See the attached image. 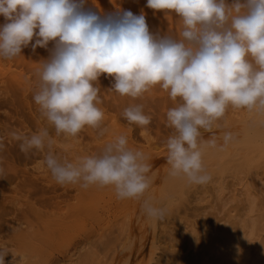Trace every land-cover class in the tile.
I'll return each mask as SVG.
<instances>
[{"label": "clouds", "instance_id": "clouds-1", "mask_svg": "<svg viewBox=\"0 0 264 264\" xmlns=\"http://www.w3.org/2000/svg\"><path fill=\"white\" fill-rule=\"evenodd\" d=\"M86 4L0 0L5 20L0 24V58L19 56L34 39L33 51L54 44L37 70L33 100L55 135L66 138H77L86 127L98 129L99 136L107 132L99 107L102 74L114 79L111 89L121 96L140 98L157 87L166 91L175 104L166 112L172 129L166 140L168 175L208 184L212 177L205 168V151H224L236 140L232 132H224L218 143L214 132L224 126L228 109L264 117V0H147L148 8L179 20L178 35L151 32L143 12L100 15ZM122 115L137 126L151 121L143 104L126 107ZM204 132L211 136L205 139ZM10 135L25 154L44 153V167L61 186L111 187L118 199L126 200L145 197L153 184L148 156L129 147L124 135L98 154L73 160L55 152L49 127ZM4 174L0 167V177ZM141 208L151 219L167 214L150 196ZM7 253L0 248V264Z\"/></svg>", "mask_w": 264, "mask_h": 264}, {"label": "rangeland", "instance_id": "rangeland-1", "mask_svg": "<svg viewBox=\"0 0 264 264\" xmlns=\"http://www.w3.org/2000/svg\"><path fill=\"white\" fill-rule=\"evenodd\" d=\"M227 2L231 4L232 0H227ZM146 5L147 0H87L86 7L100 15L112 14L117 10L131 11L135 15L143 12L151 32L161 35L167 33L178 35L180 22L174 15L166 16L164 11L153 10ZM4 22V17L0 16V24ZM34 43L35 39L28 47L23 48L22 54L11 60L0 58L2 61L0 63L2 67L0 69V74L2 73V76L0 75V143L4 145L0 149V167L5 169V174L0 177V248L8 251L4 257L5 264H229L230 250L235 245L238 246L237 240L244 244L243 249L246 252L252 246L250 242L253 243V240L258 237L253 244H258L260 256H255V252H253L255 258L249 264H264V163H262L264 160L260 159L264 155L262 153L264 152V142H262L264 125H261L264 122H260L262 116H259L261 118L258 119V116L253 117L258 114L229 108L221 122L224 126L214 129V132L218 137V143H222L224 132H232L236 136V140L225 150L231 148L232 152L237 149L235 152H240V157H237L239 154H236L233 160L237 159L238 161L227 162L228 166L221 160L222 163L220 161H218L219 164L215 163L218 172L219 169L223 172L218 175L215 166L210 168L213 164L209 163L208 166L205 163L206 171L209 170L208 174L212 175L211 181L205 185L193 186L192 184L193 187L188 184V188L186 187L182 195L177 193L172 196L176 200L170 198L169 201L163 197L166 194L162 193L167 192L168 188L165 186H169L167 180H170L166 140L172 134V129L166 123V112L175 106L168 93L157 87L140 98L121 96L111 89L114 79L108 77L107 74H102L98 85L101 100L99 107L105 113L102 124V127L107 128L105 135L99 136L98 129L86 127L78 134L77 138L56 136L54 129L47 124L38 105L33 100L34 92L38 86L37 70L41 61L50 56L54 44L49 42L47 48L38 46L33 51L31 44ZM23 77L27 80L26 83ZM132 104L144 105V111L151 116L148 125L137 126L126 121L122 113L126 107ZM240 111L244 113L243 116L242 113L239 114ZM241 116L243 118L239 119ZM248 117L250 118L248 119ZM235 118L237 119L235 120ZM258 122L260 124H256ZM253 126L262 133H256ZM43 127H49V131L56 141L55 152L61 158H72L71 160L78 156L98 154L106 143L115 137L126 136L129 147L143 151L149 158L153 176L151 188L145 197L121 200L117 198L111 187L91 186L84 189L80 186L77 188L78 185L61 186L57 184L42 163L44 153L33 150L25 154L20 150L21 142L13 139L10 135L12 131L31 135ZM203 135L205 139H208L211 133L204 132ZM242 146H245L246 149L252 148L253 153L250 152L251 150H248L249 153L247 150L245 152ZM239 147L242 151H238ZM257 147L262 148V151ZM73 149L74 151H72ZM87 149H90L89 154ZM258 149L262 155H256L260 153L257 151ZM208 151L222 152L213 149H208ZM252 154L256 159H251ZM239 158L244 163L239 162ZM247 165L253 166L249 168ZM226 167L228 169L225 170ZM212 169H215L216 172ZM37 172L38 175L39 173L40 175L45 174L47 181L45 182L46 179L42 175V177L35 175ZM214 172L216 176H213ZM162 188L164 189L162 190ZM148 196L153 199L155 204L160 197H163L161 199L163 203L160 200V203L158 202L160 206L161 203L164 206L168 201L171 204V200L172 204L179 205L177 207L166 206L167 214L164 219H151L145 215L141 208L143 199ZM85 197L89 199L88 202ZM235 215L237 218L234 219ZM70 216L73 217H71L73 220L71 222L69 221ZM223 218L225 219L223 220ZM229 218L230 220H228ZM48 219L49 221H46ZM64 221L68 223L66 224ZM253 221L257 226L259 225L255 232H251V225H249ZM45 222H50V225ZM55 222L58 223L53 224ZM64 223L66 225L70 223V227L67 226L64 229ZM27 224L32 226L27 228ZM56 228L58 229L56 230ZM44 231L49 235H45ZM126 231L129 232V235ZM225 232H228V235L232 233L231 241L228 243L221 239L222 233L225 234ZM39 233L44 236L40 235V238H37L36 235ZM32 236L34 240H31ZM19 238L23 240L28 238L31 245L28 241L26 243L30 246L25 245V240L23 242L25 246L20 245L19 243H22L23 240H19ZM165 240L166 242H164ZM220 248L224 250H220ZM168 249L175 250L173 253L176 255L175 258L178 256L177 259L170 258L172 254ZM207 249L209 250L207 251ZM166 251L170 252V255ZM224 251L229 255L225 256ZM20 256L25 259L19 260V258L22 259Z\"/></svg>", "mask_w": 264, "mask_h": 264}, {"label": "bare ground", "instance_id": "bare-ground-1", "mask_svg": "<svg viewBox=\"0 0 264 264\" xmlns=\"http://www.w3.org/2000/svg\"><path fill=\"white\" fill-rule=\"evenodd\" d=\"M113 2H114V1H113ZM1 62H2V61H1V59H0V63H1ZM3 64H4V63H3ZM3 67H5V66L3 65ZM0 69H2L1 64H0ZM6 69H7V68H6ZM8 70H10V69H8ZM3 72H5V71H3ZM8 72H9V71H8ZM10 73H11V72H10ZM1 74H2V73H1ZM1 74H0V75H1ZM3 74H4V73H3ZM13 74H14V72H13ZM13 74H12V75H13ZM1 76H2V75H1ZM4 76H5V75H4ZM4 76H3V77H4ZM18 76H21V75H18ZM23 78H24V77H23ZM24 80H25V78H24ZM26 81H27V80H25V83H26ZM3 82H4V81H3ZM0 83H1V82H0ZM15 83H16V82H15ZM3 84H4V83H3ZM27 88H28V87H27ZM1 89H2V88H1ZM3 89H4V88H3ZM28 89H29V88H28ZM16 97H17V96H16ZM16 100H17V99H16ZM241 113H242V112L240 111L239 114H241ZM237 114H238V113H237ZM239 114H238V115H239ZM243 114H244V113H242V116H243ZM254 115H255V114H254ZM239 116H240V115H239ZM242 116H241L240 118H239V117H238V118L241 119V118H243ZM256 116H258V119L261 118V117L259 118L260 115H255V116H253V117H256ZM249 118H250V117H248V119H249ZM236 119H237V118H235V120H236ZM239 119H238V120H239ZM248 119H246V120H248ZM255 119H256V118H255ZM262 119H264V117H262ZM262 119H260V122H261V123L264 122V121H262ZM232 120H233V119H232ZM243 120H244V119H243ZM249 121H250V120H249ZM255 121H258V120H255ZM241 122L244 123V121H241ZM245 122H247V121H245ZM260 122H258V123H256V124H260ZM230 123H231V122H230ZM236 123H239V122H236ZM252 123H254V122L252 121ZM256 124H255V126H256ZM242 125H243V124H242ZM245 125L247 126L246 123H245ZM261 125H264V124H261ZM255 126H253V128H254ZM260 127H261V126H260ZM245 128H246V127H245ZM256 128H257V126H256ZM258 128H259V126H258ZM254 129H255V128H254ZM236 130H237V129H236ZM244 130H246V129H244ZM250 130H251V129H250ZM252 130H253V129H252ZM252 130H251V131H252ZM255 130H256V129H255ZM257 131H259V132H257ZM254 132H255V131H254ZM254 132H253V133H254ZM247 133H248V132H247ZM249 133H250V132H249ZM256 133H262V132H260V130H256ZM262 134H264V133H262ZM253 136H254V135H253ZM112 137H113V136H112ZM246 137H247V136H246ZM258 138H259V137H258ZM251 139H252V138H251ZM246 141H248V140H246ZM258 141H259V139H258ZM258 141H257V142H258ZM260 142H261V141H260ZM262 142H264V139H262ZM106 144H107V143H106ZM234 144H235V143H234ZM227 147H228V146H227ZM247 147H248V146H247ZM233 148H234V147H233ZM239 148H240V147H239ZM242 148L245 149V152H246V150L248 151V150H251V149H252V148L250 149V147H248V148L246 149L245 146H242ZM254 148H255V147H254ZM257 148H259V147H257ZM257 148H256V149H257ZM259 149L262 151V148H259ZM259 149H258L257 151H259ZM78 150H80V149H78ZM81 150H82V149H81ZM87 150H88L87 153L90 152V151H89L90 149H87ZM229 150H230V151H229ZM229 150H224V151H222V152H220V153H218V152L216 153V152H213V151H211V152L208 151V152H207V150H206V151H205V154H204V163L208 164V166H209V163H210V165L213 164L212 166H210V168H213V166L216 167V165L219 164L218 161H220V160L226 164L227 162H230V161H232L233 159H235L236 154H239V156L237 155V157H240V154H241V153H240V152H239V153H236V152H237V151H236L237 149H234L236 152L233 151V150H232V152H231V148H230ZM239 150L242 151L241 148L238 149V151H239ZM66 151H67V150H66ZM69 151H70V150H69ZM72 151H74V149H73ZM75 151H76V149H75ZM84 151H85V150H84ZM214 151H215V150H214ZM257 151H256V152H257ZM61 152H62V151H61ZM76 152H77V151H76ZM81 152H82V151H81ZM233 152H235V153H233ZM243 152H244V151H243ZM243 152H242V154H243ZM250 152H252V150H251ZM259 152H260V151H259ZM2 153H3V152H2ZM21 153H22V152H21ZM66 153H67V152H66ZM73 153H74V152H73ZM247 153H249V151H248ZM247 153H246V154H247ZM252 153H253V152H252ZM254 153H255V151H254ZM257 153H258V152H257ZM262 153H264V152H262ZM88 154H89V153H88ZM260 154H261V152L258 153V154H256V155L259 156ZM244 155H245V154H244ZM261 155H262V154H261ZM245 156H246V155H245ZM258 156H256V157H258ZM254 157H255L254 154H252L251 159L254 158ZM67 158H69V157H67ZM74 158H75V157H74ZM262 158H264V155H262ZM262 158L260 157L261 161L264 160V159H262ZM71 159H72V158H71ZM71 159H69V160H71ZM239 159H240V158H239ZM242 159H243V157H242ZM244 159H245V157H244ZM254 159H256V158H254ZM151 160H152V159H151ZM236 160H237V159H236ZM236 160H233V161L236 162ZM252 160H253V159H252ZM252 160H251V162H252ZM221 161H220V162H221ZM237 161H238V160H237ZM257 161H259V160H257ZM261 161H260V162H261ZM207 162H208V163H207ZM222 162H221V163H222ZM234 162H233V163H234ZM239 162H241V159L239 160ZM242 162H243V161H242ZM242 162H241V163H242ZM245 162H246V159H245ZM215 163H217V164H215ZM221 163H220V164H221ZM230 163H231V162H230ZM230 163H229V164H230ZM243 163H244V162H243ZM248 163L250 164L249 161H248ZM262 163H264V161H262ZM214 164H215V165H214ZM225 164H222V165L226 166L227 164H226V165H225ZM246 164H247V163H246ZM239 165H240V163H239ZM239 165H238V166H239ZM241 165H242V164H241ZM256 165H257V164H256ZM206 166H207V165H206ZM218 166L220 167V165H218ZM224 166H223V167H224ZM227 166H228V165H227ZM247 166L249 167V165H247ZM250 166L252 167L253 165H250ZM245 167H246V166H245ZM248 167H247V168H248ZM251 167H249V168H251ZM216 169H217V175H218V173H223V172H221L222 170L220 171V169H219V172H218V167H216ZM226 169H228V167H226L225 170H226ZM245 169H246V168H245ZM212 170H214V171L216 172L215 169H212ZM225 170H224V171H225ZM243 170H244V168H243ZM41 171H42V170H41ZM208 171H209V170H208ZM208 171H207V173H208ZM244 171H245V170H244ZM38 172H40V171L38 170ZM38 172H37V174L35 173V175L39 176L40 173H39V175H38ZM215 172L213 173V176H216ZM240 172H241V171H240ZM209 173H210V172H209ZM211 174H212V172H211ZM214 174H215V175H214ZM41 175H42V174H41ZM41 175H40V176H41ZM44 175H45V174H43L42 176L45 177V179H46V176H44ZM42 176H41V177H42ZM211 176H212V175H211ZM41 177H40V178H41ZM169 178H170V180H167V181H169V183L167 184V185H169V186H168V187L165 186L166 188H168V189L166 190L167 192H166V193H165V191H164V192L161 191V192L164 193V194H166V195H164L163 197H164V198L166 197V199H167V200L169 199V201H170V198L173 199L174 197H172V196H174L175 194L177 195V193H178V194L182 195V192L186 189V187L188 188V186H189L188 184H189V183H187L186 179H184V178H171V177H169ZM46 181H47V179L45 180V182H46ZM241 182H242V181H241ZM48 183H49V182H48ZM166 183H167V182H166ZM190 185L192 186V184H190ZM193 186H194V185H193ZM193 186H192V187H193ZM78 187H79V185L77 186V188H78ZM163 187H164V186H163ZM75 188H76V187H75ZM166 188H165V189H166ZM163 189H164V188H162V190H163ZM189 189H191V188H189ZM234 189H235V188H234ZM237 189H238V188H237ZM199 190H200V189H199ZM238 190H239V189H238ZM89 191H90V190H89ZM189 191H190V190H189ZM189 191H188V192H189ZM85 192H86V191H85ZM240 192H241V191H240ZM162 193H161V194H162ZM234 193H235V190H234ZM82 194H83V193H82ZM84 194H85V193H84ZM87 194H88V193H87ZM87 194H86V196H87ZM161 194H160V196L163 195V194H162V195H161ZM242 194H243V192H242ZM88 195H89V194H88ZM233 195H234V194H233ZM93 196H94V195H93ZM160 196H159V197H160ZM187 196H188V195H187ZM217 196H218V195H217ZM234 196H235V195H234ZM236 196H237V195H236ZM83 197H84V196H83ZM83 197H82V198H83ZM88 197H89V196H88ZM163 197H160V199H158V202H159V203H160V201L163 203V200H161ZM176 197H177V196H176ZM180 197H181V196H180ZM195 197H196V196H195ZM85 198L87 199L86 201L88 202L89 199H88L87 197H85ZM89 198H91V197H89ZM92 198H93V197H92ZM97 198H99V197H97ZM232 198H233V197H232ZM174 199L176 200V198H174ZM181 199L183 200V198H181ZM236 199H238V198H236ZM159 200H160V201H159ZM169 201L167 202V204H165L166 202H165V200H164V204H165V205L162 206V203H161V206H162V207H166V206H168V207H169V206H171V207L176 206V207H177V206L179 205V204H172V200H171V204H169ZM183 201H184V200H183ZM83 202H85V201H83ZM83 202H82V203H83ZM92 202H93V201H92ZM158 202H157L156 205H157V206H160V204H158ZM84 204H85V203H84ZM86 204H87V203H86ZM181 205H183V204H181ZM188 205H189V204H188ZM20 206H21V205H20ZM248 206H249V205H248ZM81 207H82V206H81ZM81 207H79V208H81ZM248 208H249V207H248ZM76 209H77V208H76ZM171 209H172V208H171ZM79 210H80V209H79ZM86 210H87V209H86ZM232 210H233V209H232ZM174 211H175V209H174ZM249 211H250V210H249ZM228 212H229V211H228ZM176 213H177V212H176ZM124 214H125V213H124ZM168 214H169V213H168ZM128 216H129V215H128ZM167 216H169V215H167ZM233 216H234V215H233ZM71 217H72V216H70V219H69V217H68V219H69L70 222H71V220H72ZM72 218H73V217H72ZM113 218H114V217H113ZM231 218H232V217H231ZM235 218H237L236 215H235L234 219H235ZM49 219H51V218H49ZM49 219L46 220V221H49ZM75 219H76V218H75ZM129 219H130V218H129ZM224 219H225V218H223V220H224ZM232 219H233V218H232ZM251 219H253V218H251ZM40 220H42V219H40ZM77 220H78V219H77ZM228 220H230V218H229ZM42 221H43V220H42ZM42 221H40V222H42ZM44 221H45V220H44ZM65 221H67V220H65ZM65 221H64V222H65ZM72 221H73V220H72ZM125 221H126V220H125ZM133 221H134V220H133ZM221 221H222V219H221ZM243 221H245V220H243ZM259 221H260V220H259ZM250 222H251V221H250ZM45 223L47 224L48 222H45ZM49 223H50V222H49ZM49 223H48V224H49ZM51 223H52V222H51ZM57 223H58V222H55V223H53V224H57ZM62 223H63V220H62ZM62 223H61V224H62ZM65 223L67 224L68 222H65ZM65 223H64V226H65L64 229L67 228V226L70 225V223H69V225H66ZM73 223H74V222H73ZM73 223H72V224H73ZM128 223H129V222H128ZM22 224H23V223H22ZM46 224H45V225H46ZM245 224H246V223H245ZM20 225H21V224H20ZM49 225H50V224H49ZM58 225H60V224H58ZM120 225H121V224H120ZM127 225H128V224H127ZM249 225H251V227H250L251 232H255V231L258 230L259 225L257 226V224H256L254 221H253L251 224H249ZM24 226H25V224H24ZM30 226H32V225H30ZM30 226L27 224V228H28V227L30 228ZM46 226H47V225H46ZM55 227H57V226H55ZM59 227H60V226H59ZM62 227H63V225H62ZM62 227H60V228L63 230ZM69 227H70V226H69ZM178 227H179V226H178ZM246 227H247V226H246ZM16 228H17V227H16ZM16 228H15V229H16ZM24 228H26V227H24ZM27 228H26V229H27ZM42 228H43V227H42ZM50 228H52V227L50 226ZM53 228H54V226H53ZM125 228H126V227H125ZM57 229H58V228H56V230H57ZM61 229H59V230L61 231ZM121 229H122V228H121ZM128 229H129V228H128ZM183 229H184V228H183ZM30 230H31V229H30ZM33 230H34V229H33ZM37 230H38V229H37ZM48 230H49V228H48ZM51 230H52V229H51ZM51 230H50V232H52ZM25 231H27V230H25ZM41 231H42V230H41ZM178 231H179V230H178ZM181 231H182V229H181ZM184 231H185V230H184ZM27 232H28V231H27ZM44 232H45V231H44ZM123 232H124V231H123ZM222 232H223V230H222ZM240 232H241V230H240ZM245 232H246V231H245ZM245 232H244V233H245ZM259 232H260V231H259ZM13 233H14V232H13ZM32 233H33V232H32ZM45 233H46V232H45ZM47 233H48V232H47ZM47 233H46L45 235H47ZM126 233H127V231H126ZM185 233H186V232H185ZM219 233H221V232H219ZM223 233H224V232H223ZM223 233H222L223 236H222V238H221V239H224L223 242L225 241L226 243H228L229 241H231V237H230V235H232V233H229V235H228V232H225V234H223ZM244 233H243V234H244ZM248 233H249V232H248ZM24 234H26V233H24ZM36 234H37V233H36ZM53 234H55V233H53ZM53 234H52V235H53ZM60 234H62V233H60ZM127 234L129 235V232H128ZM243 234H242V236H243ZM251 234H252V233H251ZM253 234H254V233H253ZM253 234H252V235H253ZM31 235H32V234H31ZM38 235H39V237H38ZM38 235H36L37 238H40V235L44 236L42 233H41V234L39 233ZM48 235H49V234H48ZM48 235H47V236H48ZM254 235H255V234H254ZM261 235H262V234H261ZM36 236H35V239H36ZM26 237H27V236H26ZM29 237L31 238L30 235H29ZM187 237H188V236H187ZM205 237H206V236H205ZM220 237H221V235H220ZM232 237H233V236H232ZM235 237H236V236H235ZM256 237H257V236H256ZM30 238H29V240H30ZM41 238H42V237H41ZM216 238H218V237H216ZM240 238H241V237H240ZM258 238H259V237H258ZM258 238H257V239H258ZM20 239H22V238H19V240H20ZM27 239H28V238H26V239L24 238L25 243H26V241H28ZM163 239H164V238H163ZM188 239H189V237H188ZM205 239H206V238H205ZM233 239H234V238H233ZM238 239H239V238H238ZM243 239H244V238H243ZM249 239H250V237H249ZM257 239L253 240V243H254V241H256ZM22 240H23V239H22ZM24 240L22 241V243L20 242L19 244H20V245H23V246L27 245V243H26L25 245L23 244ZM31 240H34V239H33V236H32V239H31ZM239 240H240V239H239ZM245 240H246V239H245ZM17 241H18V240H17ZM243 241H244V240H243ZM28 242H29V241H28ZM164 242H166V240H165ZM211 242H212V241H211ZM221 242H222V241H221ZM221 242H220V243H221ZM209 243H210V242H209ZM236 243H237V245H238L237 247H236V245H235V247H233L232 250L229 249V250H230V254H231V256H230V263H229V264H249V263L255 258V256H260V255H259L260 250H259V246H258L257 243H256V244H253L252 242H250L252 246H251V248H250L249 250H247V249L245 248V249L247 250L246 252H245L244 249H243V248H244V247H243L244 244H241V243H242L241 241L238 242V240H237ZM245 243H246V242H245ZM29 244L31 245V242H29ZM247 244H249V243H247ZM30 245H29V246H30ZM233 245H234V243H233ZM233 245H232V246H233ZM241 245H242V247H241ZM27 246H28V245H27ZM29 246H28V247H29ZM219 246H220V245H219ZM222 246H223V245H222ZM222 246H221V247H222ZM228 246H229V245H228ZM248 246H250V245H248ZM245 247H246V246H245ZM217 248H218V247H217ZM209 249H210V248H209ZM209 249H207V251H208ZM218 249H219V248H218ZM221 249H222V248H220V250H221ZM222 250H224V249H222ZM168 251H170V250L168 249ZM168 251H166V252L168 253V255H170V254H169L170 252H171V254H172V255L170 256V258L176 256V255H174V253H173V251H175V250L172 249L170 252H168ZM151 252H152V251H151ZM253 252H255V256H253V254H252ZM175 253L178 254L177 252H175ZM232 253H234V254H232ZM224 254H225V256H226V254L229 255L228 253H226V251H224ZM20 255H21V254H20ZM73 255H74V254H73ZM178 255H179V254H178ZM213 255H214V254H213ZM221 256H222V255H221ZM177 257H178V256H177ZM177 257H176V258L174 257V258L177 259ZM181 257H182V256H181ZM21 258H22V257H21ZM15 259H16V258H15ZM17 259H18V258H17ZM153 259H154V258H153ZM179 259H180V257H179ZM19 260H21V259L19 258ZM70 261H71V260H70ZM177 261H178V260H177ZM180 261H182V260L180 259ZM199 261H200V260H199ZM202 261H203V260H202ZM17 262H19V261H17ZM173 262H174V261H173ZM10 263H11V262H10ZM69 263H70V262H69ZM109 263H110V262H109ZM182 263H183V262H182ZM200 263H201V261H200ZM202 263H203V262H202ZM13 264H14V263H13ZM15 264H16V263H15ZM126 264H127V263H126ZM172 264H173V263H172ZM252 264H253V263H252ZM255 264H256V263H255Z\"/></svg>", "mask_w": 264, "mask_h": 264}]
</instances>
